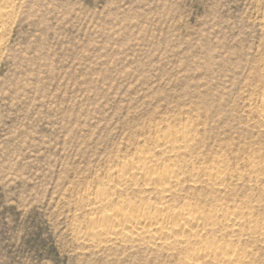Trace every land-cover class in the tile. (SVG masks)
I'll return each mask as SVG.
<instances>
[{"label": "rangeland", "instance_id": "obj_1", "mask_svg": "<svg viewBox=\"0 0 264 264\" xmlns=\"http://www.w3.org/2000/svg\"><path fill=\"white\" fill-rule=\"evenodd\" d=\"M16 6L0 53V264H182L179 248L91 241L104 215L94 196L142 151L187 159L186 173L220 160L224 187L185 180L164 205L140 181L104 192L111 204L189 202L209 213L221 201L264 225V0ZM187 128L184 151H156L160 131ZM209 232L264 264V237Z\"/></svg>", "mask_w": 264, "mask_h": 264}, {"label": "bare ground", "instance_id": "obj_2", "mask_svg": "<svg viewBox=\"0 0 264 264\" xmlns=\"http://www.w3.org/2000/svg\"><path fill=\"white\" fill-rule=\"evenodd\" d=\"M16 1L0 0V53L4 36L8 32L6 26L9 27L8 23L13 20L15 11H18ZM261 103L260 117L264 121V96ZM192 138L190 128L177 131L162 130L155 139L156 151L171 157L174 153L184 151ZM148 153L149 151H142L125 159L124 164L114 171L113 185L106 189L101 188L94 196L93 203L104 209V215L100 220H91V241L102 243L117 240L122 243H143L159 249L179 248L183 253L182 264H248V254L237 244L232 241L222 243L209 232L219 228L238 233L249 231L264 237V225L252 223V212H246L243 205L230 207L216 201L208 213L204 208L189 202L168 207L151 205L142 198L138 204L124 198L111 204L104 198V192L111 187L123 190L136 186L141 181L144 187L156 190L164 204L179 192L185 180H189L193 185L202 176L212 182L216 190H222L227 174L220 160L215 168L209 171L186 173L182 166L188 164L187 159L168 158L160 162ZM192 239L199 241L193 240L191 243Z\"/></svg>", "mask_w": 264, "mask_h": 264}]
</instances>
